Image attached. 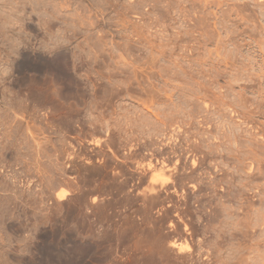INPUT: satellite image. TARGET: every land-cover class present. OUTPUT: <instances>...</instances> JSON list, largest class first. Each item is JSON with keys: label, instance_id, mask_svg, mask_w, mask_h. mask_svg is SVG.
Masks as SVG:
<instances>
[{"label": "rangeland", "instance_id": "374dc122", "mask_svg": "<svg viewBox=\"0 0 264 264\" xmlns=\"http://www.w3.org/2000/svg\"><path fill=\"white\" fill-rule=\"evenodd\" d=\"M73 73H86L84 85L95 88L81 90L83 101L94 95L102 98L97 106L114 112L113 121L102 112L113 124L96 132L99 145L86 123L89 135L78 134V93L64 86ZM49 83L63 86V98H48L46 88L45 98L34 100ZM65 98L76 109L68 102L71 112L63 109ZM108 140L130 152L116 162L133 168L138 182L84 189L78 175L94 164L83 161L90 158L81 149H109ZM35 148L46 149L43 158ZM140 149L151 154L134 157ZM101 209L111 212L100 217ZM19 221H27L24 230L15 227ZM122 225L126 242L100 245L96 254L107 259L98 253L94 262L151 264L162 256L159 264H264V0H0V264H75L93 232L118 233ZM142 245L159 248L156 256ZM136 247L144 252L135 254Z\"/></svg>", "mask_w": 264, "mask_h": 264}, {"label": "bare ground", "instance_id": "6f19581e", "mask_svg": "<svg viewBox=\"0 0 264 264\" xmlns=\"http://www.w3.org/2000/svg\"><path fill=\"white\" fill-rule=\"evenodd\" d=\"M65 56H66V55H65ZM65 56L63 57V59H65L64 61H66V62H64L63 60H62V61H63V63L66 64V63H67V59L65 58ZM69 56H70V55H69ZM69 56H68V57H69ZM70 61H71V60H70ZM44 62H45V61H44ZM57 62H60V60L57 61ZM54 63H56V61H55ZM63 63H62V64L57 63L58 65H57V64H56V65L58 66V68H61L62 66L59 67V64H60V65H63ZM68 63H69V62H68ZM52 64H53V63H52ZM70 64H74V63H70ZM70 64H69V65H70ZM56 65H55V67H56ZM66 65H67V64H66ZM53 66H54V64H53ZM67 66H68V65H67ZM67 66L65 67L66 69H67ZM78 66H80V65H78ZM63 67H64V66H63ZM70 67H74V66H69L68 68H70ZM52 68H53V67H52ZM81 68H82V67H81ZM62 69H63V68H62ZM62 69H61V71H62ZM82 69L85 70L84 68H82ZM56 70H58V69H56ZM59 70H60V69H59ZM64 70H65V69H63V72H64ZM68 70H69V69H68ZM68 70H66V72H67ZM74 70H75V69H74ZM70 71H73V70L70 69ZM85 71L87 72V69H86ZM68 72H69V71H68ZM78 72H79V71H78ZM81 72H82V71H81ZM83 72H84V71H83ZM61 73H62V72H61ZM71 73H72V72H71ZM75 73L77 74V71H75ZM62 74H63V73H62ZM65 74H67V73H65ZM65 74H64L62 77H64V78H65L66 76L68 77V75L65 76ZM76 74L73 73V74H71V77H68L69 79H67V81L70 80V78H72V79H71L72 81L70 80L71 82L68 81V83H67V84H69V85H67L65 82H63V83H65V84L68 86V88H66L67 86L64 85V86H65V89H69V87H70V89H72V90L74 91V93H75V91H76V94L78 93V94H77L78 96H76V94H73V93L70 94V95H75L76 97H74V98H77V97H78V98L76 99V100L78 101V104H77L78 107L75 106V105L72 107V103H71V101H73V100H71L70 102H68L69 100L67 101L66 98H65L66 101L64 100L65 103H63V104L65 105L66 102H68L69 104L71 103V104H70V105H71V106H70V109H71V107H72V108H75V109H76V107H77V108H78V109H77L78 114H79V109H81V111H83V113L80 112V113H82V115H81V114L79 115L80 117H78V121H80L82 124H83V123H86V125L88 126V128L91 130V136H92V139L94 140V143L97 144V145H99L100 140L97 139V137L95 136V134H96V132L99 133V132H101V131H103V132H104L105 130L107 131V129L109 128V125H110V124H113V122L110 123L111 120L109 121V118L106 117V116H109V115H106V114H108L109 112H110V114H111V112H112V113H114V112H113V110L111 111V110L107 109L108 106H100V105L102 104V101H101L102 98L100 99V97H99L100 101L97 99V97H96V100H97V101H96V100L94 99L95 97H93L94 95H93V96H89V95H88L89 98L91 97L90 100H86V102L83 101V97H82L83 93H82L81 90H84V89H86V88H87V89L91 88V85H90V84H91L92 82L90 83V82L88 81L89 84L86 85V84H87V83H86V84L84 85V82L82 81V78H81V76H83L84 73H83V75H81V76H80V74H78V75H76ZM56 75H57V74H56ZM69 75H70V74H69ZM85 75H87V74L85 73ZM85 75H84V76H85ZM42 76H43V75H42ZM45 76H46V75H45ZM52 76H53V75H52ZM84 76H83V77H84ZM36 77H37V76H36ZM48 77H51V76H48ZM48 77H47V78H48ZM53 77H58V76H53ZM62 77H60L61 80H62ZM67 77H66V78H67ZM43 78H44V76H43ZM41 79H42V77H41ZM41 79H40V80H41ZM48 79H49V78H48ZM48 79H47V80H48ZM58 79H59V78H58ZM86 79H87V78H86ZM32 80H33V79H32ZM34 80L36 81V78H35ZM44 80H46V78H44ZM49 80H50V79H49ZM63 80H65V79H63ZM84 80H85V78H84ZM58 81H60V79H59ZM65 81H66V80H65ZM67 81H66V82H67ZM33 82H34V81H33ZM36 82H37V81H36ZM46 82H47V81H45L44 83H46ZM69 82H70V83H69ZM30 83H31V82H30ZM34 83H35V82H34ZM38 83H39V82H38ZM38 83H37V84H38ZM47 83H48V82H47ZM47 83H46V84H47ZM50 83H51V85H52V83L56 84V80H55L54 78H52V82H50ZM50 83L47 85L48 87H47V86H46V87H45V86L43 87V84H42V87L38 88V90L36 89V91L32 94L34 100H35V99L40 100V99H42V98H45L44 94H45L46 92L48 93V89H46V88H49ZM61 83H62V82H61ZM82 83H83V84H82ZM54 84H53V86H54ZM81 84H82V85H81ZM35 85H36V84H35ZM92 85H93V84H92ZM33 86H34V85H33ZM53 86H52V87L50 86V87L52 88V90H51V88H49V91H50V92H49V94H46V95H47V96L51 95V97L54 96V97H56V99H55L56 101H58V99H59V101H60V99L63 98V96H62V91H64V90H62V87H63V86H60L59 84H58L57 86L55 85V87H53ZM80 86H81V87H80ZM77 87H78V88H77ZM30 88H31V87H30ZM92 88H94V87H92ZM92 88H91V89H92ZM94 89H95V88H94ZM102 89H104V88H102ZM77 90H78V91H77ZM70 91H71V90H69V92H70ZM69 92L67 91L66 93H69ZM102 92H103V93H102L103 97H107L108 90H106V88H105L104 90H102ZM81 94H82V95H81ZM90 94H91V92H90ZM68 95H69V94H68ZM91 95H92V94H91ZM28 96H29V95H28ZM66 96H67V95H66ZM66 96H65V97H66ZM79 96H80V97H79ZM83 96H84V95H83ZM26 97H27V96H26ZM30 97H31V96H30ZM51 97L49 96L48 98H51ZM81 97H82V101H80ZM84 97H85V96H84ZM48 98H47V99H48ZM67 98H68V96H67ZM72 98H73V97H72ZM72 98H70V96H69V99H72ZM89 98H88V99H89ZM26 99H27V98H23V96H22L21 98H18V100H19V101H22V102H24ZM28 99H29V98H28ZM51 99L54 100L53 98H51ZM51 99L48 100V101L51 102V101H52ZM84 99H86V98H84ZM34 100H33V103H34ZM76 100H75L74 102L77 103ZM31 101H32V99H31ZM43 101H44V100H43ZM43 101H42V102H43ZM45 101L47 102V100H45ZM45 101H44V102H45ZM56 101H55V103H56ZM61 101L63 102V100H61ZM27 102H30V101L27 100ZM35 102H36V101H35ZM37 102H39V101H37ZM42 102H39V103H42ZM53 102H54V101H53ZM98 103H101V104H99V106H97ZM37 104H38V103H37ZM47 104H48V102H47ZM49 104H50V103H49ZM56 104H60V103L57 102ZM63 104H62V105H63ZM74 104H75V103H74ZM96 104H97V105H96ZM45 105H46V103H45ZM51 105H52V104H51ZM51 105H50V106H51ZM54 105H55V104H54ZM64 105H63V109H64V107H66V105H67L66 108H67V109L69 108V107H68V104H66L65 106H64ZM104 105H108V103H104ZM145 105H146V104H145ZM48 106H49V105H48ZM52 107H55V106H52ZM60 107H61V105H60ZM86 107H87V109H85ZM98 107H99V108H98ZM144 107L147 108V109L150 108L149 105H148V106H144ZM56 108H57V107H56ZM66 108H65V109H66ZM97 108H98V110H97ZM134 108H136V106H134ZM53 109H54V108H53ZM75 109H73V110L75 111ZM84 109H85V110H84ZM105 109H107V110L104 112ZM111 109H112V108H111ZM147 109H146V110H147ZM45 110H46V108H45ZM71 110H72V109H71ZM96 110H97V111H96ZM143 110H144V109H143ZM146 110H145V111H146ZM66 111H67V110H66ZM68 111L71 112L69 109H68ZM77 111H75L74 113L76 114ZM141 111H142V110H141ZM147 111H148V110H147ZM150 111H151V110H150ZM102 112H104V114L106 113V114H105L106 116H104V114H103ZM115 112H116V111H115ZM153 112H155V118H157L159 115L156 114V113H157L156 111H153ZM153 112H152L151 114H153ZM72 113H73V112H72ZM101 113H102V114H101ZM140 113H141V114H142V113L145 114V113H147V112H140ZM149 113H150V112H149ZM102 115H103V116H102ZM113 115H114V114H113ZM113 115L111 114V116H109V117H111L110 119H112V116H113ZM139 115H140V114H139ZM70 116H71V115H70ZM116 116H117V112H116ZM116 116H114V117H116ZM140 116H141V117L143 116L142 118H145V119H147L146 117H148V116L145 117V115H143V114L140 115ZM64 117H65V116H64ZM66 117H67V116H66ZM105 117H106V118H105ZM141 117H140V120L142 119ZM69 118H70V117H69ZM74 118H75V117H74ZM148 118H149V117H148ZM62 119H63V118H62ZM62 119H61V120H62ZM94 119L97 120V122H96V121L93 122L92 120H94ZM115 119H117V118H114V120H115ZM145 119H142V120L144 121ZM159 119H160V118H159ZM68 120L70 121L71 119H66V118H64L63 122H64V121H68ZM74 120H75V119H74ZM74 120H73V121H74ZM98 120H101V121H99V124H98ZM112 121H113V119H112ZM71 122H72V121H71ZM114 122H115V121H114ZM117 122H118V120H117ZM117 122H115V123H117ZM68 123H69V122H68ZM68 123H66V124L68 125ZM78 123H79V122H78ZM81 123H80V124H81ZM127 123H128V122H127ZM127 123H125V124H127ZM130 123H131V122H130ZM132 123H133V122H132ZM57 124H58V123H57ZM66 124H64V125L66 126ZM69 124H70V123H69ZM73 124H74V122H73ZM80 124H78V125H80ZM120 124H121V123H119V125L117 124V127L120 126V128H121L122 125H120ZM125 124L123 123L124 126H125ZM62 125H63V124H62ZM62 125H61V126H62ZM127 125H128V127H129V123H128ZM127 125H126L125 127H127ZM65 126H63V127H65ZM110 126H112V125H110ZM114 126H116V125H114ZM58 127H59V126H58ZM66 127H67V126H66ZM77 127H78V126H77ZM125 127H124V128H125ZM110 128H111V127H110ZM120 128H119V129H120ZM124 128H123V131L126 130V128H125V130H124ZM59 130H60V128H59ZM59 130H58V132H59ZM61 130H62V129H61ZM61 130H60V132L63 131V130H62V131H61ZM64 130H65V129H64ZM79 130H80V129H79ZM31 131H32V130H31ZM98 131H99V132H98ZM121 131H122V129H121ZM128 131H130V130L127 129L126 133H127ZM131 131H132V129H131ZM60 132L58 133V136H59V135L61 136V135L64 134V132H62V133H60ZM89 132H90V131H89ZM78 133L80 134V132H78ZM130 133H131V132H130ZM132 133H134V132H132ZM132 133H131V134H132ZM122 134H123V133H122ZM124 134H125V132H124ZM131 134H128V136L131 137ZM124 136H126V134H125ZM124 136H123V137H124ZM61 139L63 140V138H61ZM64 140H65V139H64ZM110 141H111V140H108V144L110 143ZM45 142H46V141H45ZM106 142H107V141H106ZM34 144H35V142H34ZM36 144H37V145H36V148H37L40 144H39L38 142H37ZM129 144H130V143H129ZM42 145H43V144H42ZM34 146H35V145H34ZM130 147H131V146L129 145V148H130ZM134 147H135V146H134ZM2 148H4V147H2ZM2 148H1V150H3ZM36 148H35V149H36ZM40 148H42V146H40ZM44 148H46V147H44ZM117 148H118V146H117ZM119 148H120V146H119ZM38 149H39V148H38ZM38 149H36L35 152L40 153V154H41V157H42V154L44 153V151H46V149H45V150L42 149L43 152L39 149L42 153H41ZM47 149H48V148H47ZM47 151H48V150H47ZM100 151L102 152L103 150H100ZM109 151L112 152V153H113L112 156H114V154H115L114 151H115V150H113L111 147H109ZM117 151H118V150H117ZM98 152H99V151H98ZM2 153H3V151H2ZM135 153H136V152H135ZM135 153H134V155H133L134 157H135ZM44 154H45V153H44ZM139 154H140V153H139ZM108 155H109V154H108ZM136 155H137V154H136ZM43 156H44V155H43ZM109 156H110V155H109ZM117 156H118V155H117ZM124 156H125V155H123V157H124ZM106 157H107V156H106ZM119 157H120V156H119ZM125 157H126V156H125ZM42 158H43V157H42ZM114 158H115V157H112V159H114ZM127 158H128V157H127ZM127 158H126V159H127ZM39 159H40V158H39ZM112 159H110V160H112ZM121 159H122V158H121ZM133 159H134V158H132V160H133ZM87 160H88V159H87ZM100 160H101V159H100ZM57 161H58V160H57ZM102 161H103V160H102ZM115 161H117L116 158H115ZM118 161H119V160H118ZM37 162H38V161H37ZM88 162H89V160H88ZM88 162H86V163H88ZM99 162H100V161H99ZM136 162H137V160H136ZM42 163H43V161H42ZM90 163H91V162H90ZM108 163H109V162H108ZM120 163H122V162H120ZM124 163H125V161H124ZM139 163H140V162H139ZM162 163H163V161H162ZM195 163H196V160L193 159V160H192V164H195ZM37 164H38V163H37ZM39 164H40V162H39ZM122 164H123V163H122ZM41 165H42V164H41ZM55 165H56V164H55ZM99 165H103V164L101 163V164H99ZM115 165H116V164H115ZM39 166H40V165H39ZM84 166H85L86 168H88L86 165H84ZM148 166H149V167L152 166L151 161L148 162ZM56 167H57V166H56ZM82 167H83V166H81V168H82ZM95 167H97V165L94 166L93 169H95ZM86 168L84 169L85 171L87 170ZM103 168H104V166H103ZM106 168H107V167H106ZM113 168H115V167H113ZM117 168H118V167H117ZM46 169H47V168H46ZM89 169H90V168H88V170H87L88 172H89ZM93 169H92V172L94 171ZM99 169H100V168H99ZM99 169H97L98 171H96L97 174L99 173ZM101 169H102V166H101ZM111 169H112V168H111ZM95 170H96V169H95ZM123 170H124V169H123ZM87 171H86V172H87ZM100 171H101V170H100ZM102 171H103V169H102ZM118 171H119V170H118ZM118 171L116 172V174L118 173ZM86 172H85V174H84V173H83V168H82V174L86 175ZM92 172H91V173H92ZM47 173H48V172H47ZM80 173H81V172H80ZM80 173H78V174H80ZM103 173H104V172H103ZM112 173H113V172H112ZM114 173H115V171H114ZM119 173H120V172H119ZM119 173H118L117 175H120ZM82 174H81V176H82ZM92 174L95 175L96 173H92ZM97 174H96V175H97ZM116 174H113V178H114V175H116ZM88 175H91V174L88 173ZM96 175H95V176H96ZM117 175H116V176H117ZM121 175H122V174H121ZM43 176H44V175H43ZM53 176H54V175H53ZM55 176H56V175H55ZM78 176H79V175H78ZM81 176H79V177H81ZM100 176H102V175L100 174ZM100 176H99V177H100ZM116 176H115V178H116ZM87 177H88V176H86L85 179H84L83 176H82V178H83V179H82V183L80 182L81 180L78 181V182L81 183V185L84 184V183H85V180H86ZM89 177H90V176H89ZM92 177H93V175H92ZM97 177H98V176H97ZM110 177H111V176H110ZM42 178H43V177H42ZM44 178H45L46 180H48V181H53V177L51 178V175L49 176V174H48V178H47L46 176H44ZM90 178H91V177H90ZM93 178H94V177H93ZM101 178H102V177H101ZM125 178H126V177H125ZM125 178H123V179H125ZM79 179H81V178H79ZM79 179H78V180H79ZM95 179H96V178H95ZM99 179H100V178H99ZM108 179H110V178H108ZM116 179H117V178H116ZM121 179H122V178H120V180H121ZM87 180H88V179H87ZM92 180H93V179H92ZM97 180H98V179H97ZM103 180H104V179H103ZM110 180H111V179H110ZM117 180H118V179H117ZM120 180H118V181H120ZM57 181H58V180H57ZM57 181H56V182H57ZM93 181H94V180H93ZM93 181H91V179L89 180V182H91V184L94 185V183H95V185H96V182H93ZM95 181H96V180H95ZM104 181H105V180H104ZM104 181H103V182H104ZM114 181H115V179H114ZM118 181H117V182H118ZM121 181H122V180H121ZM123 181L125 182V180H123ZM126 181H127V180H126ZM53 182H55V177H54V181H53ZM56 182H55V183H56ZM92 182H93V183H92ZM97 182H98V181H97ZM117 182H116V183H117ZM87 183H88V182H87ZM104 183H105V182H104ZM106 183H107V182H106ZM110 183H111V182H110ZM118 183H119V182H118ZM118 183H117V184H118ZM52 184H54V183H52ZM85 184H86V183H85ZM97 184H98V183H97ZM120 184H121V183H120ZM126 184H128V183H126ZM126 184H125V186H126ZM78 185H79V184H78ZM89 185H90V184L88 183V185L86 184V185H84V186H85V187H86V186L89 187ZM95 185L93 186L94 188H90V187H89V188H87V190H88V189H89V190H94V189L97 187V185H96V186H95ZM111 185H113V184H111ZM118 185H119V184H118ZM91 186H92V185H91ZM103 186H104V185H103ZM115 186H117V185L114 184V187H115ZM122 186H123V185L121 184V188H122ZM78 187H79V186H78ZM80 187H81V186H80ZM82 187H83V186H82ZM85 187H83V188L85 189ZM104 187H106V186H104ZM117 187H118V186H117ZM117 187H116V188H117ZM98 188H99V187H98ZM98 188H97V189H98ZM101 188H102V187H101ZM106 188H107V187H106ZM116 188H115V189H116ZM119 188H120V186H119ZM110 189H111V188H110ZM150 190H152V188H150ZM58 196H59L60 198H64L65 193H64L63 191H60V192L58 193ZM81 196H82V195H79V199H78V201L80 200V197H81ZM122 200H126V199H122ZM80 201H81V202L84 201V198L81 197V200H80ZM80 201H79V203H80ZM115 202H116V201H115ZM115 202H114V203H115ZM124 202H125V201H124ZM79 203H78V206H79ZM112 203H113V202H112ZM112 203H110V204H112ZM114 203H113V206H114ZM119 203H121V202H119ZM119 203H118V204H119ZM125 203H126V202H125ZM83 204H84V202H83L82 204H80V205L82 206ZM85 204H86V202H85ZM118 204L116 203V205H118ZM108 205H109V204H108ZM119 205H120V204H119ZM124 205H125V204H124ZM124 205H120V206H118L117 209H118L119 207L124 206ZM25 207H26V206H25ZM25 207H24V208H25ZM73 207H74V206H73ZM79 207H80V206H79ZM85 207H87V205H85ZM100 207H101V206H100ZM100 207H99V208H100ZM105 207H107V206H105ZM124 207H125V206H124ZM20 208H21V207H20ZM24 208H23V209H24ZM36 208H37V207H36ZM81 208H82V210L85 209V208H83V207H81ZM81 208H80V209H81ZM99 208L97 209V207H96V209H97L98 211H99ZM107 208H108V207H107ZM114 208H116V207H114ZM125 208H126V207H125ZM71 209H72V210H71ZM71 209H70V210H71V212H72V214H73L74 211H75L74 209H76V207H74V209L71 207ZM110 209L112 210V205H111V208H110ZM82 210H81V211H82ZM87 210H88V208H87ZM115 210H116V209H115ZM115 210H114V211H115ZM118 210H119V209H118ZM121 210H122V209H121ZM124 210H126V209H124ZM124 210H123V211H124ZM19 211L22 212L21 209H20ZM26 211H28V209H26ZM26 211H25V213H26ZM77 211H78V210H77ZM101 211H102V209L100 210V212H101ZM105 211H108V210H103L102 212L105 213ZM114 211H112V212H113V213H116V212H114ZM123 211H118L117 213H119V212L122 213ZM23 212H24V211H23ZM86 212H87V211H86ZM94 212H95V210H94ZM94 212H93V213H94ZM96 212H97V211H96ZM100 212H99V213H100ZM102 212H101V213H102ZM108 212H111V211L109 210ZM108 212H107V213H108ZM19 213H20V212H19ZM60 213H61V212H60ZM62 213H63V212H62ZM79 213H81V212H79ZM117 213H116V214H117ZM121 213H120V215H121ZM123 213H124V212H123ZM26 214H27V213H26ZM58 214H59V213H58ZM83 214H84V213H83ZM94 214H96V213H94ZM110 214H111V213H110ZM110 214H108V216H109ZM116 214H115V215H116ZM61 215H62V214H61ZM76 215H77V213H76ZM79 215H80V214H78V216H79ZM92 215H93V214H92ZM97 215H98V213L96 214V217H98V218H97L98 220L101 219V218L99 219V216H100V217H101V216L104 217L103 213H102V215H101V214H99V216H97ZM106 215H107V214H106ZM106 215H105V217L107 218L108 216H106ZM111 215H112V216H115V215H113V214H111ZM125 215H126V214H125ZM16 216H17V214H16ZM22 216H23V215H22ZM26 216H27V215H26ZM29 216H30V215H29ZM58 216H59V215H58ZM81 216H82V214H81ZM81 216H79V217H81ZM112 216H110V218H111ZM118 216H119V215H118ZM123 216H124V214H123ZM126 216H127V215H126ZM27 217H28V216H27ZM27 217H26V218H27ZM74 217H76V216H74ZM79 217H78V218H79ZM82 217H83V216H82ZM82 217H81V218H82ZM93 217H95V216H93ZM137 217H138V216H137ZM141 217H142V216H141ZM141 217H140V218H141ZM15 218H17V217H15ZM24 218H25V217H24ZM24 218H23V220H25ZM60 218L62 219L63 217H60ZM81 218H79V219H81ZM84 218H85V217H84ZM112 218H114V217H112ZM115 218H117V215H116ZM115 218H114V220H115ZM120 218H121V217H120ZM123 218H125V216H124ZM138 218H139V217H138ZM138 218H137V219H138ZM140 218H139V219H140ZM10 219H12V217H10ZM19 219H20V217H19ZM19 219H18V220H19ZM21 219H22V218H21ZM79 219H78V221H79ZM93 219H94V218H93ZM108 219H109V218H108ZM118 219H119V217H118ZM135 219H136V218H135ZM139 219H138V220H139ZM142 219L145 221L144 218H142ZM142 219H141V220H142ZM14 220H15V219H14ZM18 220H17V221H18ZM101 220H102V221L104 220V222H105V219H101ZM109 220H110V219H109ZM119 220L121 221V219H119ZM123 220H124V219H123ZM123 220H122L121 222L124 224ZM125 220H127V218H125ZM143 220H142V221H143ZM62 221H63V219L61 220V222H62ZM83 221L86 222L85 219H84ZM87 221H88V219H87ZM90 221H93V220H92V219L90 220V218H89V222H90ZM94 221H95V220H94ZM96 221H97V220H96ZM107 221H108V220H107ZM116 221H117V219H116ZM116 221H115V222H116ZM120 221H119V223H120ZM133 221H135V220H133ZM12 222H13V219H12ZM26 222H27V221H26ZM26 222H25V221H21V222L19 221V222L15 225V227H16L18 230H24V229L26 228ZM80 222H81V221H80ZM89 222H87V223H89ZM104 222H103V223H104ZM113 222H114V221L112 220L111 223H113ZM136 222H137V221H136ZM136 222H135V223H136ZM90 223H91V222H90ZM90 223H89V224H90ZM93 223H94V222H93ZM105 223H107V222H105ZM105 223H104V224H105ZM122 223H121V224H122ZM125 223H126V222H125ZM130 223L133 224L132 221H131ZM144 223H145V222H144ZM144 223H143V224H144ZM12 224H13V223H12ZM89 224H88V225H89ZM94 224L96 225V223H94ZM94 224H91V225L94 226ZM99 224H100V223H99ZM108 224H109V221H108ZM113 224H114V223H113ZM116 224H117V223H116ZM116 224H115L114 226L112 225L113 227L111 226V228L114 229V227L116 226ZM137 224H141V223H140V220L136 223V225H137ZM145 224H146V223H145ZM151 224H152V223H151ZM151 224H149V225H151ZM33 225H34V224H33ZM80 225H81V223H80ZM82 225H83V224H82ZM91 225H90V226H91ZM97 225H98V224H97ZM100 225H101V226H104V225H102V222H101ZM117 225H118V224H117ZM124 225H125V227H126V224H124ZM124 225H122V226H123V228H122L123 231H122L121 229H119V231L121 230V231H120L121 233L118 231L119 234H118L117 231H116V230H118L117 227H116V230H114V231H113V230H109V229H111V228L107 227V228H109L108 231H110V232L113 231V232H111L110 234L108 233L107 230H106L107 232H105V231H104V233L102 232V234H100L98 237H97V235H96V236H95V235L92 236L93 234H95L94 232L92 233V235L89 234V235H90L91 237H93V238H94V237H95V238L97 237V239L94 238V240H89V241H88V240L86 239V238H88V237L85 238V240H87V243H86V244H84V243L81 244L82 246H83V245H85V246L83 247V249L80 248V249H82L83 251H82V253H80V251H79L80 255H79L78 257L76 256L78 260H75V261H76L75 264H96V263H98V262H94V259H95V257L100 258L99 256H97V254H98L99 252L96 254V252H97V248H98L100 245H105V244H106V245H110V244H112V242H114L113 244L116 245V244H118V243L120 242V240H122L125 236H126L125 238H128L127 235H126V234H127L126 232H127V229H128V228H126V232H125V231H124V230H125ZM141 225H142V224H141ZM141 225H140V226H141ZM83 226H84V225H83ZM85 226H87V225H85ZM93 226H91V227L93 228ZM98 226H99V225H98ZM105 226H107V225H105ZM109 226H110V224H109ZM119 226H121V225H119ZM119 226H118V228H119ZM131 226H132V225H131ZM140 226H137V228L140 227ZM151 226H153V225H151ZM151 226H147V227H151ZM185 226H187V224H185ZM78 227H79V226H78ZM127 227H130V225H129V226L127 225ZM132 227H135V224H133ZM142 227L145 228L144 225H142ZM142 227H140V229H141ZM81 228H82V227H81ZM81 228H80V230H82ZM94 228L97 229L98 227L96 228V226H95ZM101 229H102V228H101ZM131 229H133V228H129L128 232L131 231ZM135 229H136V228H135ZM135 229H134V230H135ZM151 229H152V228H151ZM153 229H154V228H153ZM153 229H152V230H153ZM80 230H78V231H80ZM93 230H94V229H93ZM98 230H100V228H98ZM137 230H138V229H137ZM142 230H144V229H142ZM115 231H116V232H115ZM132 231H133V230H132ZM138 231H139V230H138ZM140 231H141V230H140ZM95 232H96V231H95ZM98 232H99V231H98ZM98 232H96V234H97ZM100 232H101V231H100ZM133 232H134V231H133ZM135 232H136V230H135ZM189 232H190V231H189ZM51 233L54 234V233H56V232H51ZM78 233H79V232H78ZM81 233H82V232H81ZM83 233H84V232H83ZM83 233H82V234H83ZM115 233H116V234H115ZM130 233H131V232H130ZM137 233H138V232H137ZM137 233H136V235H137ZM53 234H52V235H53ZM87 234H88V232H87ZM87 234H86V235H87ZM134 234H135V233H134ZM134 234H132V235H134ZM56 235H57V234H56ZM56 235H55V236H56ZM60 235H63V234L61 233ZM83 235H85V233H84ZM83 235H82V236H83ZM130 235H131V234H130ZM136 235H135V236H136ZM79 236H80V235H79ZM79 236H78V237H79ZM87 236H88V235H87ZM135 236H134V237H135ZM153 236L157 237L158 235H157V236H156V235H153ZM52 237H54V236H52ZM57 237L60 238V236H57ZM57 237H56V238H57ZM129 237H130V236H129ZM132 237H133V236H132ZM59 238H58V239H59ZM80 238H81V237H80ZM157 238H158V237H157ZM81 239H82V242H83V238H81ZM81 239H80V241H81ZM88 239H89V238H88ZM90 239H91V238H90ZM151 239H152V237H151ZM151 239H149V240L151 241ZM153 239H154V237H153ZM158 239H159V238H158ZM116 240H117V241H116ZM123 240H125V242H126V239H123ZM138 241H139V240H138ZM140 241H142V239H141ZM152 241H153V240H152ZM152 241H151V242H152ZM158 241H159V240H158ZM84 242H85V241H84ZM122 242H123V241H122ZM122 242H121V244H122ZM151 242H149V243L146 242V243H147V244H152ZM79 243H80V242H79ZM140 243H141V242H140ZM113 244H112V245H113ZM123 244H124V243H123ZM125 244H126V243H125ZM135 244H136V243H134V245H135ZM142 244H144V246H145V243H144V242H143ZM155 244H157V243L155 242ZM155 244H153V247L155 246ZM22 245H23V244H22ZM112 245H111V246H112ZM114 245H113V246H114ZM134 245H133V246H134ZM137 245H138V244H136V246H137ZM113 246H112V247L109 246L110 249L114 250V247H115V246H114V247H113ZM117 246H118V245H117ZM119 246H122V245H119ZM119 246H118V248H119ZM144 246L142 245V248H143ZM146 246H147V245H146ZM149 246H150V247H149ZM157 246H158V245H157ZM109 247H108V249H109ZM122 247H123V246H122ZM139 247L141 248V246H139ZM147 247H149V248H153V247H151V245H148ZM115 248H116V247H115ZM133 248H134V247H133ZM133 248H131V249H133ZM137 248H138V247H136V249H137ZM140 248H138L139 251H136V249H135V250H132V251L130 252V253L133 255L134 259H135V258L137 259L138 257H135V255H134L132 252L136 251L135 254H136V253H140V252H141ZM119 249H120V248H119ZM121 249H122V248H121ZM121 249H120V250H121ZM124 249H125V247H124ZM144 249L147 250V252H148V248H143L142 250H144ZM155 249L159 250V248H156V247H155L153 250H155ZM112 250H111V251H112ZM125 250H126V249H125ZM153 250H152L151 252L149 251L148 253H152ZM77 252H78V251H77ZM112 252H113V251H112ZM124 252H126V251H124ZM124 252H121V255H122V253L124 254ZM143 252H144V251H143ZM143 252H141V253H143ZM156 252L158 253V251H156ZM79 253H78V254H79ZM116 253H119V254H120V251L118 252V251L116 250ZM126 253H127V252H126ZM141 253H140V254H141ZM148 253H147L146 255H148ZM76 254H77V253H76ZM76 254H75V255H76ZM99 254L101 255V253H99ZM99 254H98V255H99ZM119 254H118V257H116V259L119 258L118 260H120ZM152 254H153V253H152ZM159 254H160V253H159ZM159 254H158V255H159ZM102 255H103V254H102ZM102 255H101V257H103ZM126 255H130V254H126ZM132 255H130L131 257H129V258H131L130 260L133 259V258H132ZM153 255L156 256V253H154ZM158 255H157V257H158ZM115 256H116V255H115ZM122 256L124 257L125 255H122ZM137 256H141V255L138 254ZM148 256H149V255H148ZM151 256H152V255H151ZM155 256H154V257H155ZM159 256H160V255H159ZM141 257H142V256H141ZM141 257H139V258H141ZM28 258H30V257H28ZM31 258H32V257H31ZM31 258H30V259H31ZM105 258H106V257H103V259H105ZM126 258L128 259V257H126ZM145 258H146V257H145ZM152 258H153V257H152ZM152 258H150V256H149V259H152ZM160 258H162V256H161ZM160 258H159V259H160ZM32 259H33V258H32ZM32 259H31V260H32ZM106 259H107V258H106ZM134 259H133V260H134ZM136 259L134 260L135 262H136ZM141 259H142V258H141ZM154 259H155V258H154ZM159 259H158V260H159ZM162 259H163V258H162ZM73 260H74V259H73ZM122 260H123V259H122ZM138 260H139V259H138ZM138 260H137V262H138ZM152 260H153V259H152ZM158 260L155 259V261H158ZM70 261L72 262V260H70ZM77 261H78V262H77ZM126 261H127V260H126ZM128 261H129V259H128ZM134 261H133V263H134ZM142 261H143V263H144V259H142ZM142 261H141V262H142ZM146 261H147V264H148V260H147V258H146ZM150 261H151V260H150ZM150 261H149V263H150ZM155 261H153V262H155ZM160 261H161V260H160ZM163 261H164V260H163ZM163 261H162V262H163ZM29 262H30V260H29ZM93 262H94V263H93ZM105 262H107V260H106ZM118 262H119V261H118ZM118 262H117V263H118ZM121 262H122V261H121ZM130 262H131V261H130ZM153 262H151V264H152ZM31 263H32V262H31ZM38 263H39V262H38ZM68 263H70V262H68ZM68 263H67V264H68ZM108 263H109V262H107V263H105V264H108ZM123 263H124V261H123ZM138 263H139V262H138ZM155 263H156V262H155ZM155 263H154V264H155ZM157 263L159 264V261H158ZM157 263H156V264H157ZM48 264H49V263H48ZM50 264H51V263H50ZM98 264H100V263H98ZM102 264H103V263H102ZM120 264H121V263H120ZM124 264H125V263H124ZM127 264H128V263H127ZM129 264H132V262L129 263ZM139 264H140V263H139ZM141 264H142V263H141ZM145 264H146V263H145ZM162 264H167V263H165V261H164Z\"/></svg>", "mask_w": 264, "mask_h": 264}, {"label": "flooded vegetation", "instance_id": "af4514ba", "mask_svg": "<svg viewBox=\"0 0 264 264\" xmlns=\"http://www.w3.org/2000/svg\"><path fill=\"white\" fill-rule=\"evenodd\" d=\"M79 123L78 124H80L81 122L80 121H78ZM81 125H83L82 123L80 124V125H78V132H80L81 134H87V135H89L88 134V129H82V127H81ZM85 127H87V126H85ZM80 129V130H79ZM82 130V131H81ZM79 134V133H78ZM71 137H75V136H71ZM104 139L105 138H101V140L102 141H104ZM109 145H110V147L113 149V150H115L114 152H115V154H114V156L113 157H115L116 159H117V161L118 162H122V163H124V159L122 158L121 159V157L123 156V155H125V154H129L130 152L129 151H125L124 149H123V147L122 146H120V148H119V145H117L118 146V148H116L115 146H114V144H112V143H109ZM105 147H102L101 148V150H103L102 152L101 151H99V149H94V150H92V149H81V152L83 153V155H82V158L85 156V157H87V158H90V161L89 162H92L93 164H94V166H96V164H98V163H103L104 164V168H103V166H102V169H103V171H102V169H101V172L99 171V173L97 174V172L96 171H98L97 169H98V166L97 167H95V169H93L94 171L92 172V169L88 172H86V171H83V173L85 174V172H86V175H84V174H82V176H83V178L85 179V177L86 176H88L87 178H86V180H85V183L88 185V183L90 184L89 185V187L90 188H94L93 186L95 185V183H94V185L93 184H91V182H89V180L91 179V181H93V182H96V185H97V187H102L103 189H107V188H109V187H112V185L111 184H115L116 183V180L114 181L112 178H113V174H115L118 170V173L120 174V175H118V176H121V174H122V179L121 180H123V178H125L124 180L126 181L127 180V186H130V185H135L138 181L136 180L135 182L133 181V180H135V178H136V175H131L130 176V173L131 172H134V169L133 168H131V167H128L127 169H125L124 167H122V166H120L121 164H119V163H117L114 159H112V155H113V153L112 152H110L109 151V149H107V146L106 145H104ZM118 150V151H117ZM99 151V152H98ZM135 153V152H134ZM140 153V154H139ZM110 156H109V155ZM137 154V156L139 157V158H142L144 155H148V154H151V152L150 151H146V150H144V149H140V150H138L136 153H135V155ZM118 155V156H117ZM107 156V157H106ZM119 156H121V157H119ZM101 159V160H100ZM110 159H112V160H110ZM80 160L81 159H78V162H80ZM103 160V161H102ZM84 162H88L87 160H83ZM100 161V162H99ZM109 162V163H108ZM80 164H82L81 162H80ZM116 164V165H115ZM119 166L120 167H122L121 169H119ZM107 167V168H106ZM113 167H115V168H113ZM118 167V168H117ZM112 168V169H111ZM124 169V170H123ZM114 171H115V173H114ZM96 173L95 175L94 174H92V173ZM104 172V173H103ZM113 172V173H112ZM88 173H90L91 175H88ZM117 173V174H118ZM100 174L102 175V176H100ZM92 175H93V177H92ZM79 176H81V175H79ZM82 176L80 177L81 179H83L82 178ZM91 178H90V177ZM98 176V177H97ZM100 176V177H99ZM111 176V177H110ZM102 177V178H101ZM117 177V176H116ZM96 178V179H95ZM100 178V179H99ZM108 178H110V179H108ZM88 179V180H87ZM93 179V180H92ZM98 179V180H97ZM105 181H104V180ZM96 180V181H95ZM118 180H120V178L118 179ZM120 180V181H121ZM98 181V182H97ZM105 183H104V182ZM88 182V183H87ZM92 182V183H93ZM107 182V183H106ZM111 182V183H110ZM119 182V181H118ZM117 182V183H118ZM82 184L81 186H83V187H85L84 185H86V184ZM98 183V184H97ZM92 185V186H91ZM95 185V186H96ZM106 186V187H104V186ZM88 186H86L85 187V189H87V188H89ZM96 187V188H97ZM114 187V186H113Z\"/></svg>", "mask_w": 264, "mask_h": 264}]
</instances>
